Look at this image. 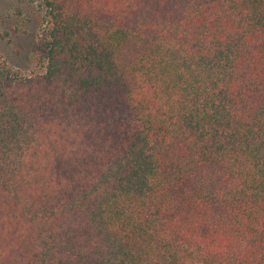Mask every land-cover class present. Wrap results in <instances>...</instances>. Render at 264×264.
Segmentation results:
<instances>
[{
    "label": "trees",
    "instance_id": "1",
    "mask_svg": "<svg viewBox=\"0 0 264 264\" xmlns=\"http://www.w3.org/2000/svg\"><path fill=\"white\" fill-rule=\"evenodd\" d=\"M0 60V264H264V0H37Z\"/></svg>",
    "mask_w": 264,
    "mask_h": 264
},
{
    "label": "rangeland",
    "instance_id": "2",
    "mask_svg": "<svg viewBox=\"0 0 264 264\" xmlns=\"http://www.w3.org/2000/svg\"><path fill=\"white\" fill-rule=\"evenodd\" d=\"M41 23L37 0H0V60L22 75L38 68Z\"/></svg>",
    "mask_w": 264,
    "mask_h": 264
}]
</instances>
